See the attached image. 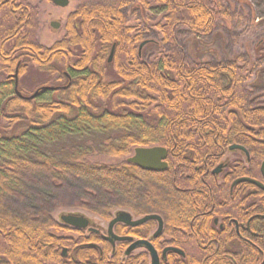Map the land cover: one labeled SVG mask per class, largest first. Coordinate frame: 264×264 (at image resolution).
<instances>
[{"label": "trees", "instance_id": "1", "mask_svg": "<svg viewBox=\"0 0 264 264\" xmlns=\"http://www.w3.org/2000/svg\"><path fill=\"white\" fill-rule=\"evenodd\" d=\"M140 8L160 10L161 20L130 24L129 13ZM240 19L225 0H78L65 35L45 47L37 40L36 5L0 3V264H147L145 253L120 259L126 245L112 254L99 235L57 223L51 214L60 208L108 221L114 209L162 215L169 245L185 255L169 253L162 264H264L262 191L242 183L236 189L245 201L231 200L228 188L225 201H196L197 191H205L201 176L232 145L249 156L232 163L226 184L247 177L264 185V101L253 85L255 62H196L180 44L183 32L208 39ZM143 42L142 48L154 49L147 60L139 55ZM18 62L23 96L40 88L23 94L29 67L46 76L45 86L58 89L40 91L33 100L17 97L9 76ZM148 147L166 149L165 171L127 162L136 148ZM252 190L259 201H246ZM211 209L244 224L259 216L249 223L257 236L243 232L236 250L209 252L202 249L203 226L199 244L175 234L188 232L193 215ZM151 228L148 223L129 234L142 238Z\"/></svg>", "mask_w": 264, "mask_h": 264}, {"label": "rangeland", "instance_id": "2", "mask_svg": "<svg viewBox=\"0 0 264 264\" xmlns=\"http://www.w3.org/2000/svg\"><path fill=\"white\" fill-rule=\"evenodd\" d=\"M225 1L230 9L236 13L237 17H241V19L233 24L225 23L208 39L194 38L183 32L180 36L181 47L184 49V54L190 60L196 62H216L229 59L239 61H246V59L253 60L255 62L253 66V71L255 73V77L253 76V85L257 97L264 101V0ZM30 2L38 7L39 27L37 39L41 45L51 47L65 35L64 24L66 18L74 11L78 0H69V5L66 8L54 7L46 0H30ZM129 14L128 21L130 24L140 21L141 23H149L152 26L161 20L162 15L158 9L145 11L144 8H140L138 12L136 10L134 13L132 12ZM51 22L59 23L60 28H51ZM156 36L160 37L159 34H156ZM153 52V48L144 46L139 55L143 60H147L149 57L148 54ZM46 79V76L39 74L29 67L26 74L21 79V89L24 91L23 94H29L35 87H52L45 86L46 84H44V82H46ZM49 97L50 94H47L46 98ZM235 160L245 161L244 154L240 151H227L223 158V163L232 164ZM101 161L105 162L108 161V159H102ZM110 161L116 162L115 160ZM120 210L121 209L112 210L111 217ZM66 214L83 215L90 221L91 227L98 229L103 234L106 233L108 220H104L88 211L74 208H60L54 210L51 216L54 221L63 225L60 221V217ZM84 235L87 236L88 234L85 233ZM140 252L141 250L136 253Z\"/></svg>", "mask_w": 264, "mask_h": 264}, {"label": "flooded vegetation", "instance_id": "3", "mask_svg": "<svg viewBox=\"0 0 264 264\" xmlns=\"http://www.w3.org/2000/svg\"><path fill=\"white\" fill-rule=\"evenodd\" d=\"M46 1H48L50 4H52L49 0H46ZM9 2H10V0H1L0 1L1 4L9 3ZM28 2L31 3L30 0H28ZM52 5L54 7H57L54 4H52ZM57 8H59V7H57ZM59 28H60V26H59ZM19 64H20V62L17 63L16 68H15V70H17V76H18ZM15 70H14V72H15ZM228 151H239V150H229V148H228ZM240 152L243 153L246 156V159L248 160L249 155H248L247 151H246V153L243 151H240ZM166 158H167V155H166ZM238 161L243 162V160H235L233 162H238ZM165 162H166V159H165ZM231 165L232 164L223 163V158H222L221 162L212 171H210L209 173H205V175L201 176V181H202L201 184L205 188V191H197V194L201 197V199H196V201H210L211 204L213 201H218V202L219 201H225L222 196H223V190H227V188H228V193L230 195H234V197H232L231 200L241 201V202L245 201L243 198V194H244L243 190L236 189L242 183H238V184L233 185V183L237 179L232 180V182L229 185L226 184V182H225V177L227 176L228 170L231 167ZM218 168H219V170H217ZM161 172H163V171H161ZM242 178H247V177H242ZM238 179H240V178H238ZM253 187H255V186H253ZM255 188L258 189L257 187H255ZM251 194H252L253 198L246 199V201H259L258 197L255 196L254 190H252ZM125 211H127V210H125ZM127 212H129L131 214V216L134 220L141 218L145 215H156L161 219L162 228H161L160 232L157 235H155L157 230H158V222L155 220H149V221H147V222H145L139 226H134V227L129 226V225H124V224L114 225L113 233L117 237H124V238L130 239V240H126L123 242H115L113 246L109 242L106 241L112 249L111 250L112 254L115 253L116 247L119 244H124V245H126V247H125V250L123 251L122 257L120 259H126L130 256H137V255H140L141 253H145L146 257H147V264H150V256H149L147 250L143 247L137 248V249L131 251L128 255H125V252L128 249V247L131 245V243H133L135 241H147L151 244V246L157 252V254L159 256V264H162V262H166L167 255L169 253L177 254L182 258L185 257L184 252L180 248L169 245L170 244L169 242L171 241V238H170L171 236H169V235H167V233H165V221H164V218L162 217V215L156 214V213H151V214L142 215L140 217L135 216L136 217L135 218L134 214H132L130 211H127ZM256 217H259V216L256 215L254 217H251L244 224L243 222H239L235 218H229L228 220H223L221 217L214 216L212 214V209H211L205 213L193 215L191 222L189 223V231L188 232L177 231V232H175V234H180V233L182 235L185 234L183 236H186L187 238H190L192 241H195L196 244H199L201 242L199 240V238H203V237H202V235L199 236L198 233H199L200 228L203 226L206 230V234L204 235V239H205L204 242H206V244L204 243V246L202 247V249L207 250L209 252H213L215 249L220 250L221 248H222L221 250L224 249L225 251H233V250H236L238 248L239 241H243V239H244L242 236L243 232L247 233L249 236H257L256 234L251 233L249 230L250 221ZM112 218H113V216L111 217V219ZM110 220L108 221V223L110 222ZM148 223H152V228L150 231H147L146 235H143L142 238H136V237H133L129 234V229L138 228V227H141V226L146 225ZM90 226H91V224H90ZM117 226L125 227L126 230L123 231L124 233H120V234L117 233V230H116ZM211 229L215 230V232H217V233H220V235H218V236L212 235L211 231H210ZM82 231L90 233L87 230H82ZM100 233L103 234L101 231H100ZM105 234H103V235H105ZM96 235H99L101 238L100 234H96ZM223 235L228 237L230 240H228V239H227L228 241L222 240ZM103 241H105V240H103ZM246 241H247V239H246ZM174 242H175V240H174ZM172 248L179 250L181 252V254L178 252L172 251V250H168L165 253V257H163V251L165 249H172ZM140 250H141L140 253H136L137 251H140Z\"/></svg>", "mask_w": 264, "mask_h": 264}, {"label": "water", "instance_id": "4", "mask_svg": "<svg viewBox=\"0 0 264 264\" xmlns=\"http://www.w3.org/2000/svg\"><path fill=\"white\" fill-rule=\"evenodd\" d=\"M49 1L59 8H65L69 5V0H49ZM59 26L60 24L57 22L50 23V27L53 29H58ZM144 44H146V42H143L139 48H142ZM113 52H114V47L111 49V52L108 57V62H111L112 57H113ZM9 77H11L14 80L15 95L24 100H33L40 91H51L52 92L58 89V87H40L33 94L29 96H23L18 91L17 70H15V72ZM229 150H239V151H243L246 153V150L239 145H232L229 147ZM166 155H167V151L165 148H162V147L136 148L133 152V155L127 159V162L137 166L139 169L146 171V172H161V171L166 170L167 168V163L165 162ZM217 170H219V168ZM260 171H261L262 177H264V161L261 163ZM238 183H249L257 187L260 191L264 192V185L260 181L253 180L250 178H240V179H237L233 183V185L238 184ZM261 218H264V216H262ZM149 220H155L158 222V230L155 234L157 235L162 228V222H161V219L156 215H145L141 218L134 220L129 212L125 210L117 211L114 214L113 218L108 223L105 235L101 234L98 229L91 227L90 221L83 215L66 214L60 217V221L62 222L63 225L73 228V229H77V230H87L90 233L100 234L101 238L109 242L112 246L114 245L115 242H123L126 240H130L124 237H117L113 233L114 225L124 224V225H129V226L134 227V226H139ZM142 247L147 250L150 256V264H159V256L157 252L154 250L151 244L147 241H135L131 243V245L126 250L125 255H128L131 251L137 248H142ZM168 250H172V251H175L181 254L179 250L174 249V248L165 249L163 251V257H165V253ZM62 256L64 258L67 257V250L65 248L62 250Z\"/></svg>", "mask_w": 264, "mask_h": 264}]
</instances>
